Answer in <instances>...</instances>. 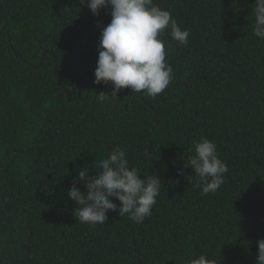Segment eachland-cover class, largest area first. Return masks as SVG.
I'll return each mask as SVG.
<instances>
[{"label": "trees", "instance_id": "16d2710c", "mask_svg": "<svg viewBox=\"0 0 264 264\" xmlns=\"http://www.w3.org/2000/svg\"><path fill=\"white\" fill-rule=\"evenodd\" d=\"M154 3L190 32L186 46L169 28L159 34L174 80L155 98L95 83L110 6L97 16L80 0H0V264H189L201 254L257 264L264 40L253 35L256 0ZM201 137L228 167L207 196L185 167ZM117 147L141 178H161L152 215L136 224L109 210L102 225L80 223L68 190Z\"/></svg>", "mask_w": 264, "mask_h": 264}, {"label": "clouds", "instance_id": "9594fccd", "mask_svg": "<svg viewBox=\"0 0 264 264\" xmlns=\"http://www.w3.org/2000/svg\"><path fill=\"white\" fill-rule=\"evenodd\" d=\"M80 4L97 16L101 9L111 7L112 20L101 33L95 83L111 82L115 96L128 87L135 92L145 91L153 98L161 94L174 80V70L166 61L165 44L158 36L169 28L171 37L186 46L190 32L182 29L171 13L154 0H80ZM254 13L253 35L264 40V0H256ZM97 99H104V94ZM185 167L194 169L197 179L193 186L200 188L203 196L216 192L228 172L215 142L206 137L195 142V155L189 157ZM95 169V175H89L86 168L79 171L76 183L85 184L86 192L74 183L67 193L79 205L74 215L80 223L102 225L109 210H118L121 217L127 215L136 224L151 217L162 189L158 175L141 178L138 169L129 166L120 147L95 163ZM113 197L121 202L119 207ZM258 249L257 264H264V239L258 242ZM189 264L216 262L201 254L190 259Z\"/></svg>", "mask_w": 264, "mask_h": 264}, {"label": "water", "instance_id": "95a60500", "mask_svg": "<svg viewBox=\"0 0 264 264\" xmlns=\"http://www.w3.org/2000/svg\"><path fill=\"white\" fill-rule=\"evenodd\" d=\"M3 29H5V26L2 27V30H3ZM44 52H45V51H44ZM44 52H43V54H44Z\"/></svg>", "mask_w": 264, "mask_h": 264}]
</instances>
